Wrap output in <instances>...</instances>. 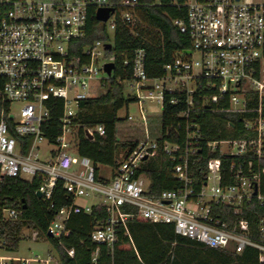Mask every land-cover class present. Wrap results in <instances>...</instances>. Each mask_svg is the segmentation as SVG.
Listing matches in <instances>:
<instances>
[{
  "label": "built area",
  "instance_id": "2783aa9c",
  "mask_svg": "<svg viewBox=\"0 0 264 264\" xmlns=\"http://www.w3.org/2000/svg\"><path fill=\"white\" fill-rule=\"evenodd\" d=\"M173 6L180 15L172 24L185 34L190 48L173 53L160 75L149 77L145 50H132L123 60L128 77L123 87L128 121L143 126L145 138L116 159L110 181L97 166L77 153L78 130L87 139L103 137L102 124L77 122L80 105L95 97L113 77L104 65L113 63L114 30L122 23L132 36L143 25L139 0H0V176L38 181L34 193L54 209L60 183L64 200L47 233L59 239L70 230L72 214L106 207L104 219L90 239L111 246L118 231L138 215L153 223L171 224L174 233L207 248L241 253L250 247L264 258V2L242 0H154ZM112 9L103 24V38L81 45L89 9ZM112 31L110 41L106 26ZM109 43L110 48H105ZM189 52H185V51ZM110 58V60H107ZM12 103H20L18 114ZM168 109L156 138H149L147 120ZM51 113L56 134L48 138ZM237 114L240 136L206 140V115ZM228 127L233 126L227 120ZM89 135V136H88ZM218 152L197 168L201 151ZM158 149L173 165L178 185L148 194L149 179L141 164ZM234 158L224 165L223 159ZM99 197L95 204L87 199ZM124 208H133L127 211ZM6 219L20 210L2 209ZM6 243L1 239V246ZM69 256L73 249H67ZM54 258L0 257V264H52Z\"/></svg>",
  "mask_w": 264,
  "mask_h": 264
},
{
  "label": "trees",
  "instance_id": "16d2710c",
  "mask_svg": "<svg viewBox=\"0 0 264 264\" xmlns=\"http://www.w3.org/2000/svg\"><path fill=\"white\" fill-rule=\"evenodd\" d=\"M139 1L143 5L140 9L143 25L137 28L138 36H132L122 23H116L111 49L113 77L95 97L81 103L77 116V122L82 126H104L105 135L92 139L84 137L82 127L78 130L77 153L92 160L97 166L98 175V165L116 166L117 158L126 155L145 138L142 125L117 116L126 100L122 84L116 78L123 79L130 74L129 67L124 70L123 60L131 57L132 50L144 48L145 70L149 77H155L161 74L162 66L171 61L175 51L190 48L188 37L172 24V19L180 15L179 11L171 5L153 4L154 0ZM103 36V24L96 20L94 9L90 8L81 45ZM1 106L7 108V103L0 99ZM262 111L264 115V98ZM167 112L168 109L164 108L162 114L148 117L149 138H156V132L168 118ZM57 115L58 113H51L48 126H44L48 138L56 134ZM227 120L235 130L227 126ZM204 122L206 140L236 138L241 135L240 117L237 114H207ZM200 155L201 161L197 168L203 169L207 158L218 156V152L208 153L203 148ZM233 160L234 158H229L222 161L226 165ZM172 165L161 149L156 151L155 156L151 155L143 161L141 170L149 179L148 194L157 195L178 185L171 174ZM37 185L38 181L35 179L27 181L0 176V238L5 239L3 247L6 249L16 247L20 228L24 225L38 229L45 236L54 249L58 264H264V258L259 260L258 253L253 248L247 247L241 253L210 249L175 234L171 224L153 223L138 215L120 228L117 240L111 246L93 242L90 233L106 215V207L101 204L92 206L90 213L72 214L67 221V228L70 230L67 236L59 239L50 237L47 235V227L55 218L56 210L70 200H64L62 186L57 183L52 198L55 207L49 208L47 202L35 196ZM261 190L264 193V174L261 177ZM4 207L20 210L17 219H6L2 213ZM124 210L134 211L133 208ZM67 249H73L72 256L67 254Z\"/></svg>",
  "mask_w": 264,
  "mask_h": 264
},
{
  "label": "rangeland",
  "instance_id": "374dc122",
  "mask_svg": "<svg viewBox=\"0 0 264 264\" xmlns=\"http://www.w3.org/2000/svg\"><path fill=\"white\" fill-rule=\"evenodd\" d=\"M244 2H250V3H261L264 2V0H242ZM106 26V33L112 41V31L107 28ZM107 60H110L108 58ZM20 107V103H12L11 105V113L15 115V117L18 114V110ZM129 110L132 113L135 112V108L133 105H130L128 108L123 106L121 109L118 110V116L122 117L125 115L126 111ZM156 155V152L153 154ZM98 172L100 179L104 181H110L112 178V171L113 167L108 165H98ZM99 201V197L92 198L90 197L87 199V204H95ZM1 239L0 238V257H38V258H47L48 256H51L54 258V262L52 264H58L57 258L54 252V249L50 245V243L46 240L45 236L36 228L34 227H27L22 226L20 228V235H19V241L15 248L9 250L5 247L1 246ZM36 264V263H32Z\"/></svg>",
  "mask_w": 264,
  "mask_h": 264
},
{
  "label": "water",
  "instance_id": "95a60500",
  "mask_svg": "<svg viewBox=\"0 0 264 264\" xmlns=\"http://www.w3.org/2000/svg\"><path fill=\"white\" fill-rule=\"evenodd\" d=\"M110 12H112V9L99 8V9H97V11L95 13V18H96L97 21L104 22L108 18ZM110 46L111 45L109 43L105 44V48H110ZM185 52H189V51L186 50ZM113 66H114V64L112 62H108V63H106L104 65V71L106 72L107 75L111 74ZM35 196L37 198H40L41 195H40L39 192H36ZM47 235L50 236V237L52 236L51 233H47Z\"/></svg>",
  "mask_w": 264,
  "mask_h": 264
}]
</instances>
